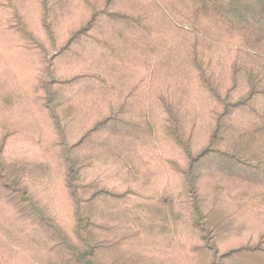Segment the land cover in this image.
<instances>
[{"label":"trees","instance_id":"16d2710c","mask_svg":"<svg viewBox=\"0 0 264 264\" xmlns=\"http://www.w3.org/2000/svg\"><path fill=\"white\" fill-rule=\"evenodd\" d=\"M0 264H264V0H0Z\"/></svg>","mask_w":264,"mask_h":264}]
</instances>
